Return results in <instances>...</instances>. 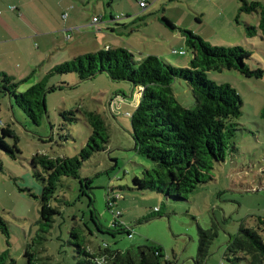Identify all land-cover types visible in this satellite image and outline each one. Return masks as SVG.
<instances>
[{"label":"rangeland","instance_id":"obj_1","mask_svg":"<svg viewBox=\"0 0 264 264\" xmlns=\"http://www.w3.org/2000/svg\"><path fill=\"white\" fill-rule=\"evenodd\" d=\"M239 7V0H152L148 9L142 10L137 0H116L106 12L110 17V11L117 16L126 15L124 10H128L131 17L125 20H139L138 16L145 14L146 22L164 13L171 20L194 24L214 45L245 47L251 53L247 62L264 70V37L261 33L249 37L245 26H258L260 16L256 12H239ZM156 9L159 11L154 12ZM197 17L203 20L201 24ZM155 36L148 35V39ZM152 45L157 46L155 42ZM208 78L218 85L231 84L242 97V114L236 119L239 130L234 136L236 150L214 165L212 179L182 201L170 200L156 191L136 189L133 184L134 176H141L150 162L136 151L131 134L136 94L130 82L114 80L106 73L86 80H80L76 73L56 75L49 79L48 88L60 82L68 85L46 92V113L39 124L0 90V121L16 131L21 150L14 159L0 149V214L10 230L9 237L0 231V254L9 253L6 263L27 264L24 249L27 244H34L40 257L50 256L54 263L77 264L74 246L69 243L76 225L96 243L118 249L156 244L163 247L162 264H197L200 228L209 230L216 225L217 236L202 264H231L227 245L240 226L264 228V75L248 78L236 69L225 68L209 71ZM39 79L33 76L20 83L19 91L27 90ZM173 89L184 106L194 104L192 90L185 81L175 82ZM12 104L17 116L13 115ZM80 107L97 110L106 117L111 142L108 151L84 162L80 174L91 180V189L85 187V194L78 179H62L60 193L68 204L60 206L53 227L46 229L39 212L43 183L33 178L31 159L36 153L72 157L86 145L91 129L78 111ZM64 110H75L78 120L62 128ZM6 142L15 149L12 137H7ZM109 193L121 196L111 207ZM155 208H159L160 216ZM115 219L127 230H114Z\"/></svg>","mask_w":264,"mask_h":264},{"label":"trees","instance_id":"obj_2","mask_svg":"<svg viewBox=\"0 0 264 264\" xmlns=\"http://www.w3.org/2000/svg\"><path fill=\"white\" fill-rule=\"evenodd\" d=\"M239 2V12H256L260 16L258 26L245 24L247 35L252 37L261 33L264 37V2ZM162 20L171 28H176L165 16ZM180 30L192 54L188 66L173 65L157 55L137 60L128 48L109 47L79 54L58 64L43 80L25 91H19L20 83L14 81L12 76L2 73L0 90L9 94L12 103L15 102L34 123L39 124L46 113V92L68 85L60 82L48 88L47 83L53 76L76 73L80 80H86L106 73L114 80L130 82L132 88L139 89L141 94L131 115V134L136 151L150 162L141 176H134L133 184L136 189L156 191L173 201L186 200L191 192L213 178L211 170L214 165L223 162L228 153L236 150L234 136L239 130L236 119L242 114V97L231 84L218 85L210 80L208 72L236 69L248 78H260L264 70L254 68L247 62L251 53L241 45H214L190 29ZM180 80L185 81L192 90L195 100L192 106H184L174 92L173 85ZM78 111L91 129L86 145L72 157L36 153L31 159L32 176L43 183L39 212L46 229L53 227L56 216L61 212L60 206L68 204L60 193L62 179H78L85 194V187L91 189V180L81 176V168L84 162L96 154L108 151L111 142L106 117L97 110L80 107ZM61 115L64 118L62 128L78 120L75 110H64ZM262 115L264 117V109ZM7 137L15 140V149L6 142ZM18 140L10 124L4 126L0 123V149L14 159L21 152ZM25 189L20 188L21 191ZM116 196L109 193L110 207L118 201ZM155 211L160 216L159 208ZM117 229L127 230L124 224L115 219L114 230ZM200 230L197 264L207 260L211 244L217 236V226ZM0 231L10 236L8 223L1 214ZM71 237L69 243L74 246L77 264H162L165 257L163 247L156 244L118 249L105 243H96L82 234L76 225ZM227 254L231 264H264V228L242 224L238 233L231 237ZM24 256L27 264H64L52 262L50 256H38L34 244H27ZM8 257L7 251L0 254V264H7ZM240 260H245V263H240Z\"/></svg>","mask_w":264,"mask_h":264},{"label":"crops","instance_id":"obj_3","mask_svg":"<svg viewBox=\"0 0 264 264\" xmlns=\"http://www.w3.org/2000/svg\"><path fill=\"white\" fill-rule=\"evenodd\" d=\"M115 1L0 0L1 80L2 73H6L19 83L28 82L33 76L40 77L39 82L58 64L69 61L79 54L109 47L128 48L137 60L149 55H157L172 64L188 66L192 55H188L190 51L180 29H192L206 39V36H203L204 32L194 28V24L187 25L168 17L176 27L171 28L162 22L161 17L164 13L157 14L155 19L151 17L148 22L145 21L148 16L145 14L136 17L142 18L139 20L134 18L125 20L131 17L128 10H124L126 15L123 14L121 19H117L118 15L114 16L111 11L108 17L107 7ZM140 1L142 0H137L142 10L148 9L152 2L146 0L147 6L141 7ZM90 15H92L91 19ZM94 17H99V20L93 21ZM196 21L199 24L203 22L201 17H197ZM158 22H162V25H157ZM148 35L156 36L155 39L150 40ZM162 39H165L163 41L166 43L162 42ZM152 42L158 47L151 46ZM174 50L186 53L182 54ZM133 91L136 94L137 105L141 94L139 89L133 88ZM11 106L13 115L17 116V110L13 105ZM0 123L7 125L5 122L0 121Z\"/></svg>","mask_w":264,"mask_h":264},{"label":"built area","instance_id":"obj_4","mask_svg":"<svg viewBox=\"0 0 264 264\" xmlns=\"http://www.w3.org/2000/svg\"><path fill=\"white\" fill-rule=\"evenodd\" d=\"M140 5H141V7H146L147 6V1L146 0L140 1ZM122 17H123V14L118 15L117 19H121ZM98 20H99V17H94L93 18V21H98ZM174 52H179V53H182V54L185 53V51H177V50H174ZM116 197L119 198V199L121 198V196H119V195H117ZM155 210H158V208H155ZM128 235L132 236L133 234H132V232H128Z\"/></svg>","mask_w":264,"mask_h":264},{"label":"water","instance_id":"obj_5","mask_svg":"<svg viewBox=\"0 0 264 264\" xmlns=\"http://www.w3.org/2000/svg\"><path fill=\"white\" fill-rule=\"evenodd\" d=\"M135 148H136V144H135Z\"/></svg>","mask_w":264,"mask_h":264}]
</instances>
